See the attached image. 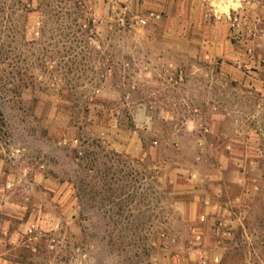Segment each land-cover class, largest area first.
<instances>
[{"label":"rangeland","instance_id":"374dc122","mask_svg":"<svg viewBox=\"0 0 264 264\" xmlns=\"http://www.w3.org/2000/svg\"><path fill=\"white\" fill-rule=\"evenodd\" d=\"M80 1L76 92L0 97V264H264V0Z\"/></svg>","mask_w":264,"mask_h":264},{"label":"trees","instance_id":"16d2710c","mask_svg":"<svg viewBox=\"0 0 264 264\" xmlns=\"http://www.w3.org/2000/svg\"><path fill=\"white\" fill-rule=\"evenodd\" d=\"M33 13L39 14L40 27L31 39L26 25ZM69 22L74 29L66 32L64 26ZM87 23L91 27L93 20L86 15L80 0H0V97L18 99L29 90L57 91L61 95L64 91L76 92L73 87H65L66 74L58 66L79 64L80 51L90 37ZM56 24L60 32L50 36L51 27ZM55 58L59 62L54 69L51 64ZM89 162L81 163V168L94 172L95 160Z\"/></svg>","mask_w":264,"mask_h":264},{"label":"built area","instance_id":"2783aa9c","mask_svg":"<svg viewBox=\"0 0 264 264\" xmlns=\"http://www.w3.org/2000/svg\"><path fill=\"white\" fill-rule=\"evenodd\" d=\"M146 23H147V21H146V20H143V21H142V24H144V25H145Z\"/></svg>","mask_w":264,"mask_h":264},{"label":"crops","instance_id":"0c3cea01","mask_svg":"<svg viewBox=\"0 0 264 264\" xmlns=\"http://www.w3.org/2000/svg\"><path fill=\"white\" fill-rule=\"evenodd\" d=\"M0 168H1V166H0Z\"/></svg>","mask_w":264,"mask_h":264}]
</instances>
